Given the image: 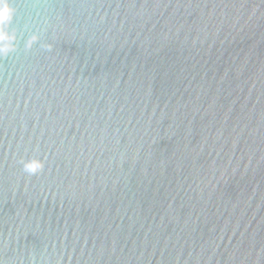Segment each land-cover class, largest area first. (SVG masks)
Returning a JSON list of instances; mask_svg holds the SVG:
<instances>
[{
    "label": "water",
    "instance_id": "water-1",
    "mask_svg": "<svg viewBox=\"0 0 264 264\" xmlns=\"http://www.w3.org/2000/svg\"><path fill=\"white\" fill-rule=\"evenodd\" d=\"M0 264H264V0H0Z\"/></svg>",
    "mask_w": 264,
    "mask_h": 264
}]
</instances>
